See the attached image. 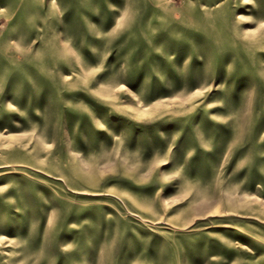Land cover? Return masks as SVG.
<instances>
[{
    "label": "rangeland",
    "instance_id": "374dc122",
    "mask_svg": "<svg viewBox=\"0 0 264 264\" xmlns=\"http://www.w3.org/2000/svg\"><path fill=\"white\" fill-rule=\"evenodd\" d=\"M0 264H264V0H0Z\"/></svg>",
    "mask_w": 264,
    "mask_h": 264
}]
</instances>
